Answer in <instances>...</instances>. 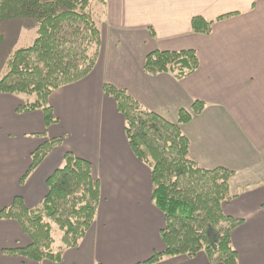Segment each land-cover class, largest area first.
Instances as JSON below:
<instances>
[{
    "label": "crops",
    "instance_id": "1",
    "mask_svg": "<svg viewBox=\"0 0 264 264\" xmlns=\"http://www.w3.org/2000/svg\"><path fill=\"white\" fill-rule=\"evenodd\" d=\"M100 48L92 70L54 89L48 103L58 119L45 127L41 109L18 112L23 94L0 93V209L20 195L27 208L47 193V177L66 151L90 162L100 184L95 218L79 244L59 262L2 253L30 240L13 219H0V264H135L160 252L162 212L152 201L149 167L133 154L124 118L103 83L125 89L144 108L176 122L195 100L202 111L181 125L189 156L200 167L232 170L225 214L241 218L231 242L238 264H264V0H104L94 1ZM207 34L192 31L191 19L214 20ZM21 19V18H18ZM7 20V19H5ZM3 20L1 23H3ZM0 31V78L24 30ZM0 23V25H1ZM193 49L198 66L182 77L143 70L151 50ZM60 137L39 165L19 183L30 153L47 138ZM152 264H222L204 252L164 257Z\"/></svg>",
    "mask_w": 264,
    "mask_h": 264
},
{
    "label": "trees",
    "instance_id": "2",
    "mask_svg": "<svg viewBox=\"0 0 264 264\" xmlns=\"http://www.w3.org/2000/svg\"><path fill=\"white\" fill-rule=\"evenodd\" d=\"M94 1L0 0V23L11 18H33L36 22L31 44L16 49L9 58L0 78V93L32 96L17 111L41 109L45 127L58 121L48 103L49 94L83 78L95 65L101 39ZM225 16L214 20L194 16L192 31L207 34L213 22ZM197 66L193 49H154L145 55L143 70L151 75L171 71L182 77ZM103 91L124 118V134L133 154L150 169L152 201L164 217L160 230L163 250L135 264H152L176 255L192 257L198 252H204L213 263L238 264L231 233L243 220L222 209L230 197L229 180L234 172L221 166L206 169L197 165L189 156V141L181 130V125L202 111L204 103L195 100L190 109H179L177 121L171 122L144 108L125 89L106 82ZM61 141L60 137L47 138L30 153L20 184ZM46 186V195L34 208H27L23 198L15 195L10 205L0 209V219L17 221L30 240L2 253L36 262H59L63 252L76 247L85 235L100 201V184L92 176L90 162L66 151L62 165L47 177ZM54 226L60 232L57 248Z\"/></svg>",
    "mask_w": 264,
    "mask_h": 264
},
{
    "label": "rangeland",
    "instance_id": "3",
    "mask_svg": "<svg viewBox=\"0 0 264 264\" xmlns=\"http://www.w3.org/2000/svg\"><path fill=\"white\" fill-rule=\"evenodd\" d=\"M95 1H97V0H95ZM93 5H94L95 11L98 12L97 5H95V2H93ZM18 20H20V22H23L25 25H28V26L33 25L34 29H35L34 32L28 31L25 29L24 33H23V37H21L20 41L16 42V44H15V45H19V47H25V46H28L29 44H31L33 39L36 37V22L33 18H21V19L11 18V19H7L3 23H1L0 31L5 32L7 34H11L12 30L15 27H19V21ZM53 235H54V239H55L54 247L57 248V246L60 243L59 242L60 232L55 226H54Z\"/></svg>",
    "mask_w": 264,
    "mask_h": 264
}]
</instances>
